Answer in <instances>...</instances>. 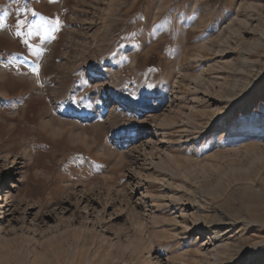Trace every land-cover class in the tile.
Listing matches in <instances>:
<instances>
[{
  "label": "rangeland",
  "instance_id": "rangeland-1",
  "mask_svg": "<svg viewBox=\"0 0 264 264\" xmlns=\"http://www.w3.org/2000/svg\"><path fill=\"white\" fill-rule=\"evenodd\" d=\"M0 264H264V0H0Z\"/></svg>",
  "mask_w": 264,
  "mask_h": 264
},
{
  "label": "bare ground",
  "instance_id": "bare-ground-1",
  "mask_svg": "<svg viewBox=\"0 0 264 264\" xmlns=\"http://www.w3.org/2000/svg\"><path fill=\"white\" fill-rule=\"evenodd\" d=\"M121 131H122V130L120 129L119 132L121 133ZM8 192H9V191H8ZM9 198H10L9 195H7V200H8V202L5 204V207L9 206Z\"/></svg>",
  "mask_w": 264,
  "mask_h": 264
}]
</instances>
